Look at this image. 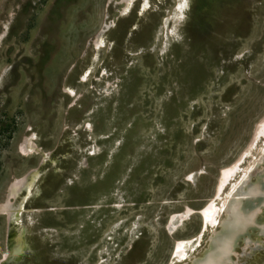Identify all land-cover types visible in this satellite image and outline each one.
Returning a JSON list of instances; mask_svg holds the SVG:
<instances>
[{
  "label": "rangeland",
  "instance_id": "rangeland-1",
  "mask_svg": "<svg viewBox=\"0 0 264 264\" xmlns=\"http://www.w3.org/2000/svg\"><path fill=\"white\" fill-rule=\"evenodd\" d=\"M138 1L0 0V204L49 155L8 264H166L264 118V0Z\"/></svg>",
  "mask_w": 264,
  "mask_h": 264
},
{
  "label": "bare ground",
  "instance_id": "bare-ground-1",
  "mask_svg": "<svg viewBox=\"0 0 264 264\" xmlns=\"http://www.w3.org/2000/svg\"><path fill=\"white\" fill-rule=\"evenodd\" d=\"M136 1L122 0V4L129 6ZM146 2L138 1V15L145 10ZM189 4L190 0H178L176 10L187 9ZM102 33L103 30L95 35L93 45L96 48L102 47ZM81 79L86 78L83 75ZM263 122L264 118L254 128L248 144L235 161L221 171V180L224 181L217 185L212 197L201 207L199 213L202 225L197 235L194 238L178 240L166 264H242L238 256L240 251L253 253L264 248V138L257 143ZM24 149H27L25 152L28 155L38 156L39 159L36 167L14 178L5 200L0 204V214L6 216L8 229L6 252L1 254L3 258L0 264L19 259L27 250H24L23 233L15 228L18 226V217L26 210L34 193L38 192L37 179L40 168L46 165L49 158L48 154L38 148ZM49 161L52 165L56 164L55 160ZM236 169L237 172L233 173ZM27 210L37 212L40 208ZM10 228H14V231L11 232ZM187 245L191 246L192 251H184ZM261 257L260 263L255 259V264H264V256ZM250 264L253 262L250 261Z\"/></svg>",
  "mask_w": 264,
  "mask_h": 264
},
{
  "label": "water",
  "instance_id": "water-1",
  "mask_svg": "<svg viewBox=\"0 0 264 264\" xmlns=\"http://www.w3.org/2000/svg\"><path fill=\"white\" fill-rule=\"evenodd\" d=\"M5 198H6V195H5ZM13 255H14V254H13ZM17 256H18V254L15 255V257H17ZM7 261H9V260H7Z\"/></svg>",
  "mask_w": 264,
  "mask_h": 264
},
{
  "label": "snow or ice",
  "instance_id": "snow-or-ice-1",
  "mask_svg": "<svg viewBox=\"0 0 264 264\" xmlns=\"http://www.w3.org/2000/svg\"><path fill=\"white\" fill-rule=\"evenodd\" d=\"M184 5H181V7H183ZM189 179H191V177H189Z\"/></svg>",
  "mask_w": 264,
  "mask_h": 264
}]
</instances>
